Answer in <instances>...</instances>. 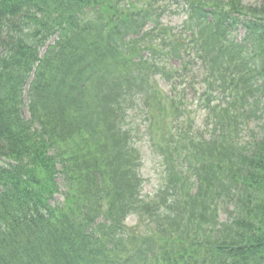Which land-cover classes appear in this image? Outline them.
<instances>
[{
	"label": "trees",
	"instance_id": "obj_1",
	"mask_svg": "<svg viewBox=\"0 0 264 264\" xmlns=\"http://www.w3.org/2000/svg\"><path fill=\"white\" fill-rule=\"evenodd\" d=\"M187 1L204 130L152 139L167 181L147 201L127 109L143 98L156 135L153 103L169 96L135 58L156 53L160 14L133 0H0V264H264V133L242 138L264 117V0ZM127 33L137 37L121 42ZM164 43L172 56L186 44ZM105 50L119 76L81 102ZM130 213L152 236L126 231Z\"/></svg>",
	"mask_w": 264,
	"mask_h": 264
},
{
	"label": "rangeland",
	"instance_id": "obj_2",
	"mask_svg": "<svg viewBox=\"0 0 264 264\" xmlns=\"http://www.w3.org/2000/svg\"><path fill=\"white\" fill-rule=\"evenodd\" d=\"M251 1H256V0H251ZM164 21L165 22L168 21L167 24L169 26H175L177 24L179 26V30H178L179 38L183 39L186 37L187 32L185 31V29H183V26L186 29L188 26L184 25L186 20L185 19L183 20L181 16H175L170 19H168V17H165ZM159 86H161V84ZM138 112L140 113V115H142V118H143L144 117L143 116V112H144L143 104L139 107ZM141 147H142V151L144 154L143 174L145 177V193L153 194L157 190V188L162 186L165 182L163 167L161 165L160 157L157 152L153 150L151 151V149L145 143H142ZM149 196L151 195L149 194ZM128 223L133 225L132 217L129 219Z\"/></svg>",
	"mask_w": 264,
	"mask_h": 264
}]
</instances>
